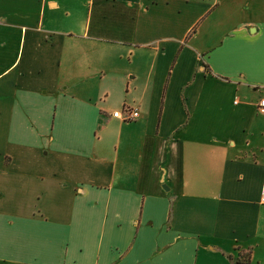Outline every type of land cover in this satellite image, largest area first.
Listing matches in <instances>:
<instances>
[{
	"label": "crops",
	"instance_id": "obj_1",
	"mask_svg": "<svg viewBox=\"0 0 264 264\" xmlns=\"http://www.w3.org/2000/svg\"><path fill=\"white\" fill-rule=\"evenodd\" d=\"M263 95L264 0H0V264H264Z\"/></svg>",
	"mask_w": 264,
	"mask_h": 264
},
{
	"label": "built area",
	"instance_id": "obj_2",
	"mask_svg": "<svg viewBox=\"0 0 264 264\" xmlns=\"http://www.w3.org/2000/svg\"><path fill=\"white\" fill-rule=\"evenodd\" d=\"M256 106L259 110L264 112V95L261 96L256 102ZM111 115L120 118L123 121H129L134 119L138 115L136 108L129 106H123L120 109H115L111 112ZM259 200L261 203H264V184L260 187Z\"/></svg>",
	"mask_w": 264,
	"mask_h": 264
},
{
	"label": "rangeland",
	"instance_id": "obj_3",
	"mask_svg": "<svg viewBox=\"0 0 264 264\" xmlns=\"http://www.w3.org/2000/svg\"><path fill=\"white\" fill-rule=\"evenodd\" d=\"M222 32H220V34H221Z\"/></svg>",
	"mask_w": 264,
	"mask_h": 264
}]
</instances>
